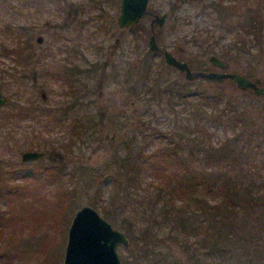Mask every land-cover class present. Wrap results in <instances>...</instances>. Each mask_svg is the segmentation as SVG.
Listing matches in <instances>:
<instances>
[{
    "label": "rangeland",
    "instance_id": "374dc122",
    "mask_svg": "<svg viewBox=\"0 0 264 264\" xmlns=\"http://www.w3.org/2000/svg\"><path fill=\"white\" fill-rule=\"evenodd\" d=\"M171 1L173 0H149L148 4L153 12H168L165 23L162 26L156 25L158 31L155 28L156 37L161 46L173 52L179 59L187 61L191 67L194 64H203L208 69L216 70L218 67L208 60L211 53L216 54L228 63L227 70L242 72L252 79L259 77L264 83V39L259 41L246 39L243 42L244 45L242 42H237V45L242 47L243 53H236L233 47V32L221 24L214 12L212 14L209 10H203L189 1H181L178 9L171 12ZM75 5H78L77 10L81 13V21L86 22L82 23L83 27L81 25L82 28H80L81 44H86L85 55L75 52L74 54L80 58L76 57L75 63L93 60L97 64V61L102 63L105 59L108 63L107 71L104 73L101 71L102 68L94 72L90 70L80 75V80L76 81V87L75 84L73 85L74 91L81 93L82 111L86 110L85 106L88 108L90 105L93 106L95 113L100 111L105 118L109 117L98 125L96 140L87 138L83 139V143L81 139L84 135L80 132L73 133L69 129V122L73 115L70 114L69 118L65 116L63 120L60 119L61 121L56 118L61 111L60 105L72 99L71 94L67 92L68 85L56 69L61 68L63 63L73 61L67 57L70 55L68 49L75 45L73 41L70 43L67 41L70 37L78 35L79 30L75 25L77 23L68 22L65 27L61 25L64 24L67 9L73 11L71 7ZM118 5V0H0V41L9 48L16 46V37L19 41H27L25 50L30 51L32 57L30 62L20 61L14 54L16 52L8 54L0 51V90L8 97V104L0 108V164L5 167L0 169L16 171V168L20 166L18 168L28 172L24 178L10 176L12 178L9 182L11 185L15 184L23 188V195H25L22 198L23 201L34 202L38 207L41 201L39 208L43 207L37 213H32L27 207L20 208L21 201L0 199V210L6 212L10 208L11 211L6 215H12L14 218L9 225L0 224V252L5 254L0 258V264H61L71 218L79 206L88 204L85 189L91 194L94 188L93 182L89 183L90 172L92 169L103 168L111 159L115 162L112 170L120 172L116 157L113 155V146L120 142V137L128 132L132 134L137 126V120L144 121L143 125H150L151 128L167 134L174 132L179 124L187 120V115L183 113L176 115L167 107L164 113L159 110L157 114L156 101L152 100L150 104L147 101H141L139 97L136 99L133 94L127 92L128 80L125 75L127 60L133 65L136 60L132 50L130 54L123 56V61L118 66L119 79L122 82H118L117 77L114 78V65L121 61H117L119 56L116 55L120 52L116 46L115 49L110 47L115 44V38L119 37L124 47L120 49L130 50L128 41H132L129 29H120L116 25ZM142 19L146 31H142L143 34L140 36L144 38L146 44L151 30V16L146 15ZM38 34H42L41 43L36 41ZM95 44L102 47V52L96 53L92 49ZM206 47H211L214 51L202 53L203 48ZM224 54L227 56L224 57ZM160 58L162 57H155V59ZM29 70L30 72H27ZM31 72L36 75V78L30 77ZM161 72L162 77L182 82L188 81L193 87H199L208 93L222 92L225 101H229L231 105L229 115L240 116L245 121V129L240 135L242 157L239 159L237 168L228 171V176L232 174L234 180L240 179L242 183L237 184L239 194L237 213L232 214V220L226 223L223 229L221 227L225 238L223 246L228 250L225 264H264V95H257L250 88L241 89L230 79L220 83L204 78L201 81L195 79L189 81L177 70L161 69ZM87 86L92 89L88 96L84 91ZM40 87L46 89L45 101L40 98ZM132 89L133 86L129 91ZM31 100L36 102L37 112L35 111L32 115L25 112L19 114L15 106L27 105ZM148 107H151V112H154L157 118L152 119L153 114L151 119H148L147 115H141L140 111ZM26 109L30 110L31 106L23 108V110ZM40 110H46L43 111L44 115L38 113ZM73 112L75 114V111ZM139 117L141 119H138ZM151 128L143 130L145 133H150L153 131ZM239 128L240 123L237 122L235 127L225 126L224 123L215 126L212 124L208 130L213 131V139L219 142L226 140L228 136H234ZM68 141L72 143L71 150L61 154L65 157L63 160L67 170L57 180L48 175L49 171L36 169L41 166L39 163L21 162V153L25 150L35 149L42 146L41 143L47 142L49 146L53 143L58 149L62 145L66 146ZM155 145L154 143L148 145L147 150H152ZM231 146L229 144L227 148ZM43 159L46 163L50 162L47 156ZM243 162H248V165ZM15 166L16 168H13ZM241 168L253 171L255 179L253 181L257 187H246L245 179L248 180V178L241 179ZM197 169H202L200 164ZM223 171L225 170L222 168L220 172L224 174ZM122 177L125 175L122 174ZM150 178L149 175H145L141 186H149L150 184L146 183ZM60 184L64 186L65 192L68 190L66 194L69 192V196L74 195L75 207L73 212H67L69 219L64 225L60 224L61 217L56 222L55 214L49 210L52 205L49 197H52ZM110 187L109 182L102 185L101 196L95 207L100 214L102 206L110 205ZM71 188H74V193L69 191ZM30 190L31 193L36 194L38 202L32 201L31 196L28 195ZM139 192L143 193V188ZM210 199L212 203L214 200ZM204 216L212 222L211 214H204ZM107 219L114 227L119 228L114 221ZM127 246L118 247L122 264H125L124 256L127 258L128 255L131 256ZM175 251L178 264H190L189 255L183 247L177 246ZM203 252L206 251L203 250ZM205 256L207 257L203 259L208 264L217 258L216 255L214 258L209 257L208 254ZM219 259L221 260V256ZM129 260H133L130 264H140L136 257L131 256Z\"/></svg>",
    "mask_w": 264,
    "mask_h": 264
},
{
    "label": "trees",
    "instance_id": "16d2710c",
    "mask_svg": "<svg viewBox=\"0 0 264 264\" xmlns=\"http://www.w3.org/2000/svg\"><path fill=\"white\" fill-rule=\"evenodd\" d=\"M181 1L197 4L212 14L214 12L221 24L233 32V47L236 53H243L242 47L237 45V42L243 43L246 39L254 41L264 39V0H173L170 2L171 12L178 9ZM76 12V9L73 11L67 9L64 24L61 26L65 27L68 22L77 23L75 25L80 30L82 21L79 22L78 18L76 19ZM155 28L158 31V26L155 25ZM142 31H146L143 19L133 24L129 30L132 37V41H128L130 50L120 49L124 47L119 37L115 38V44L111 46V48L116 46V49L119 52L122 50L123 54H130L132 50L136 56L135 65L127 64L125 74L128 80L127 92L133 94L136 99L139 97L141 101L148 103L152 100L156 101L157 114L159 110L164 113L169 108L176 115L181 113L187 115V120L179 124L174 132H168V134L155 130L150 125H143L144 121L137 120V126L132 134L128 132L120 137V142L113 146V155L116 157L120 172L112 170L115 167L113 159L105 163L103 168L92 169L90 172L89 183L92 181L94 188L91 194L85 189L88 196L86 203L96 207L101 196L102 185L110 183L111 202L109 206L101 207V214L114 221L122 231L124 230L129 239L127 250L130 249V255L133 258L136 257L140 264H178L175 258L177 246L183 247L188 253L190 264H208L203 259L207 257L205 254L212 258L217 256L216 260H211L210 264H225L228 250L223 246L225 238L221 227L223 229V226L229 223L233 215L237 213L239 207L237 184L242 183L240 179L234 180L232 174L228 176V171L236 169L242 157L240 135L245 129V121L240 116L229 115L231 105L229 101H225L222 92L212 94L199 87H193L188 81L182 82L162 77L161 69L168 71L174 69L165 65L162 58L155 59L160 55L147 48L144 38L140 36L143 34ZM15 45L14 48H9L0 41V51L8 54L16 52L14 54L17 60L30 62L31 52L25 50L27 41H19L16 37ZM92 48L96 53L102 52V47L98 45ZM213 51V48L206 47L203 48L202 53ZM223 56L226 57L227 54ZM86 64L88 67L83 69L77 65L70 67L63 65L56 69L67 82V92L72 96L68 103L63 102L60 105L61 111L57 120L61 121L60 119L63 120L65 116L69 118L70 114L73 115L69 122V129L73 133L80 132L84 135L81 139L82 143L83 139L87 138L96 140L98 125L109 119V117L105 118L100 111L95 113L93 106L90 105L88 108L84 107L86 110H81L82 99L80 94L74 91V81H79L80 75L90 70L94 72L102 68L101 71L104 73L108 66L106 59L102 63L97 61L98 65L96 62L89 61ZM114 67V78L117 77V81L122 82L119 79L118 66L116 67L115 64ZM192 68L203 70L207 67L203 64H194ZM68 75H72L73 78ZM195 80L201 81L203 78L198 77ZM131 86L133 89L129 91ZM91 90L87 86L84 89L85 94L88 96ZM193 96L195 98L192 99ZM140 113L143 116L147 115L148 119H151V114L154 115L152 119L157 118L156 114L151 112V107L142 109ZM230 119L235 122L230 123ZM237 122L240 123V128L235 131L234 136H228L224 141L216 142L213 139V131L208 130L212 124L215 126L224 123L225 126L235 127ZM149 127L153 131L145 133L143 129H150ZM153 143L156 145L152 150H147L148 145ZM229 144L232 146L227 148ZM71 147V141L58 149L50 143L47 155L50 162L41 160L39 163L41 166L36 169L49 171L48 175L57 180L67 170L63 160L65 157L61 154H66ZM198 164L202 167L201 170L197 169ZM243 164L248 165V162ZM18 167H13L17 169L16 171L0 169V199L21 201L20 208L27 207L29 212L37 213L43 208H39L42 202L40 201L39 207L34 202L26 203L22 200L25 196L23 188L15 184L11 185L9 182L12 177L24 178L28 175V172ZM0 168L5 167L0 164ZM222 168L225 170L224 174L220 172ZM240 171L241 179L248 178V180L245 179L247 188L257 187L253 181L255 180L253 171L248 168H241ZM122 174L125 177H122ZM145 175L151 177L146 183H149V186H141ZM141 188L143 193L139 192ZM67 191L65 192L64 186L60 184L52 197L48 198L52 202L49 210L55 214L56 222L61 217L62 225L68 222L67 212H73L75 207L74 195L69 196V192L66 194ZM69 191L74 193V188ZM28 195L31 196L32 201H39L31 190ZM210 198L214 200L212 203ZM9 211H11L10 208L6 212L0 210V224L9 225V222L11 223L14 219L12 215H6ZM208 213L212 216V222L204 216ZM203 250L206 252L204 253ZM3 254L4 252L1 251L0 258L5 255ZM131 256L128 255V258L124 256L125 264L133 261L129 260ZM219 256L221 260H218Z\"/></svg>",
    "mask_w": 264,
    "mask_h": 264
},
{
    "label": "water",
    "instance_id": "95a60500",
    "mask_svg": "<svg viewBox=\"0 0 264 264\" xmlns=\"http://www.w3.org/2000/svg\"><path fill=\"white\" fill-rule=\"evenodd\" d=\"M148 4L149 0H120L119 12L116 16L118 28H128L144 16L150 15L151 30L146 39L147 48L161 52L165 63L183 72L186 79L204 77L215 82H222L225 78H230L237 87L250 88L255 94L264 95V83L259 77L252 79L239 71L221 70L227 68L228 63L216 54H210L208 60L220 70H202L192 68L187 61L179 59L173 52L162 47L156 37L155 25L162 26L168 12H153ZM42 40V34H38L36 41L41 43ZM39 92L45 100V89L40 88ZM6 101L7 96L0 91V105ZM44 155L43 150H25L21 153V160L34 161ZM128 244L129 239L124 231L114 227L94 206L82 204L75 210L69 223L61 264H122L118 247Z\"/></svg>",
    "mask_w": 264,
    "mask_h": 264
},
{
    "label": "flooded vegetation",
    "instance_id": "af4514ba",
    "mask_svg": "<svg viewBox=\"0 0 264 264\" xmlns=\"http://www.w3.org/2000/svg\"><path fill=\"white\" fill-rule=\"evenodd\" d=\"M120 0H118V2H119ZM119 6V5H118ZM74 7V8H73ZM77 8H78V5H75V6H72V9L73 10H77ZM77 12H78V10H77ZM76 12V19L78 18V21L80 22L81 20H82V18L80 17V15H81V13H77ZM81 23H86V22H81ZM80 23V24H81ZM66 26V25H65ZM133 26V24L132 25H130L129 27H128V29L130 30V28ZM83 27V26H82ZM81 28V27H80ZM81 31L79 30V33H77L78 35H75V36H72V37H70V40L69 41H67V43H70L71 41H73L74 43V47H72V48H69L68 49V51H69V53H70V55L67 57V59H69V60H73V61H68L67 63H63V65L64 66H66V67H70V66H74V65H77L79 68H82L83 69V67H86L87 66V64H86V62H88L87 60H84L83 61V63H75V58L76 57H78V59H80L79 58V56H77L76 54H74L75 52H77V53H81L82 55H85V46H86V44L84 45H82L81 44V33H80ZM130 34V33H129ZM132 38V37H131ZM96 45V44H95ZM94 46V45H93ZM101 47V46H100ZM81 48H82V50H81ZM113 48V47H112ZM111 47H110V49H112ZM93 50H94V48H92ZM115 49V48H114ZM95 51V50H94ZM112 52V51H111ZM154 52H158V54L162 57V59H163V56H162V54H161V52H159V51H154ZM112 54H114V52L112 53ZM117 57H118V59H117V61H119V60H121L120 61V63H118V62H116V67L117 66H120L121 65V63H122V61H123V56H125V54H123V53H121V51H120V53L119 54H117L116 55ZM31 59H32V57H31ZM65 60H66V58H65ZM64 61V60H63ZM89 62H93V60L91 61H89ZM163 62L165 63V61H164V59H163ZM131 62L130 61H128L127 60V64L129 65ZM132 64V63H131ZM165 65H167V66H170V65H168V64H166L165 63ZM171 68H173L174 70H177V69H175L174 67H172V66H170ZM205 67H207V66H205ZM228 68V67H227ZM227 68H225V69H221V70H227ZM206 69H208V67L206 68ZM70 69H68V71H69ZM204 70V69H203ZM208 70H212V69H208ZM216 70H220L219 68H217ZM105 71H107V68L105 69ZM178 71V70H177ZM178 72H180V71H178ZM181 74H183L184 75V73L183 72H180ZM82 74H84V73H82ZM80 75V74H79ZM68 76H71L72 77V75H68ZM32 78L34 79V78H36V75H34L33 73H32ZM73 78V77H72ZM196 78H198V77H196ZM196 78H194V79H196ZM200 78H204V77H200ZM186 79V78H185ZM193 79V80H194ZM204 79H207V78H204ZM225 79H230V78H225ZM224 79V80H225ZM68 80V79H67ZM207 80H209V79H207ZM223 80V81H224ZM230 80H232V79H230ZM74 81V80H73ZM77 80H75L74 81V84L75 85H77V82H76ZM122 81V80H121ZM189 81H191V80H189ZM212 81V80H211ZM233 81V80H232ZM65 82V81H64ZM234 82V81H233ZM66 83V85H68L67 84V82H65ZM218 83H220V82H218ZM235 83V82H234ZM41 88V87H40ZM40 88H39V90H40ZM1 91V90H0ZM2 92V91H1ZM45 92H46V89H45ZM3 93V92H2ZM47 93V92H46ZM69 94H71V93H69ZM6 95V94H5ZM7 96V95H6ZM80 99H82V97H81V93H80ZM40 98H41V100L42 101H45L46 99H47V96H46V99L44 100L42 97H41V94H40ZM6 104H8V97H7V101L4 103V104H1L0 105V108L2 107V106H4V105H6ZM83 104H81V106H82ZM25 106L27 107V106H31V109L30 110H23V108H25ZM15 107H17V110H18V112H19V114L21 113H23V112H25L26 114H34L35 113V111L37 110V104H36V102L34 101H30L27 105H20L19 106V104H17V106H15ZM42 109H45L44 107H41ZM17 110H15V111H17ZM43 111H46V110H40V112H38L40 115H44V113H43ZM37 112V111H36ZM47 112H49V111H47ZM35 117H37V116H35ZM57 118V117H56ZM58 119V118H57ZM53 120V117L51 118V121ZM37 143H39V142H37ZM48 143V142H47ZM47 143H41V144H43L42 146H38V147H36L35 149L36 150H43L44 152H45V155L44 156H47L48 155V152H49V150H48V147H49V144H47ZM30 150V149H29ZM32 150V149H31ZM43 156V157H44ZM43 157H41L40 159H38V160H34V161H22L21 160V162L22 163H26V164H28V163H34V164H38V163H40V161L41 160H45V159H43Z\"/></svg>",
    "mask_w": 264,
    "mask_h": 264
}]
</instances>
